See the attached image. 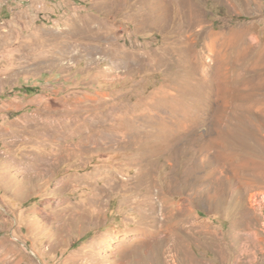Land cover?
Instances as JSON below:
<instances>
[{"label": "rangeland", "instance_id": "374dc122", "mask_svg": "<svg viewBox=\"0 0 264 264\" xmlns=\"http://www.w3.org/2000/svg\"><path fill=\"white\" fill-rule=\"evenodd\" d=\"M0 264H264V0H0Z\"/></svg>", "mask_w": 264, "mask_h": 264}]
</instances>
